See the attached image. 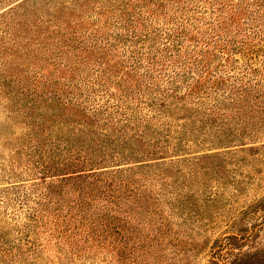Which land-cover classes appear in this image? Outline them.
<instances>
[{"label": "rangeland", "instance_id": "obj_1", "mask_svg": "<svg viewBox=\"0 0 264 264\" xmlns=\"http://www.w3.org/2000/svg\"><path fill=\"white\" fill-rule=\"evenodd\" d=\"M92 1L0 0V264H264V129L253 139L234 121H177L180 151L135 167L139 201L110 210V225L82 223L67 190L50 193L42 172L68 156L55 38L65 20L117 3Z\"/></svg>", "mask_w": 264, "mask_h": 264}, {"label": "trees", "instance_id": "obj_2", "mask_svg": "<svg viewBox=\"0 0 264 264\" xmlns=\"http://www.w3.org/2000/svg\"><path fill=\"white\" fill-rule=\"evenodd\" d=\"M84 12L55 38L68 72L58 87L67 102L55 99L68 156L42 172L56 179L51 194L73 196L69 215L110 225V210L136 204L132 171L180 151L169 142L177 121H234L238 135H260L264 0H117Z\"/></svg>", "mask_w": 264, "mask_h": 264}]
</instances>
